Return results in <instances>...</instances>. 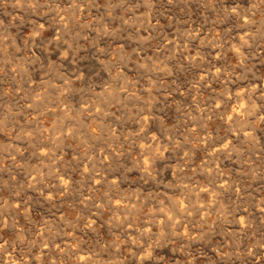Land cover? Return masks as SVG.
I'll list each match as a JSON object with an SVG mask.
<instances>
[{
  "label": "rangeland",
  "instance_id": "obj_1",
  "mask_svg": "<svg viewBox=\"0 0 264 264\" xmlns=\"http://www.w3.org/2000/svg\"><path fill=\"white\" fill-rule=\"evenodd\" d=\"M263 82L264 0H0L1 264H264Z\"/></svg>",
  "mask_w": 264,
  "mask_h": 264
},
{
  "label": "bare ground",
  "instance_id": "obj_2",
  "mask_svg": "<svg viewBox=\"0 0 264 264\" xmlns=\"http://www.w3.org/2000/svg\"><path fill=\"white\" fill-rule=\"evenodd\" d=\"M47 14H48V13H47ZM245 16H246V15H245ZM250 17H251V16H250ZM38 18H40V17H38ZM40 19H41V18H40ZM250 19H251V18H250ZM41 20H42V19H41ZM43 23H44V22H43ZM36 27H37V26H36ZM241 32H242V31H241ZM180 36H181V35H180ZM247 36H248V35H247ZM206 37H207V36H206ZM246 39H247V38H246ZM182 40H183V39H182ZM181 42H182V41H181ZM184 45H185V44H184ZM247 45H248V44H247ZM188 54H189V53H188ZM207 55H208V54H207ZM64 59H65V58H64ZM108 63H109V62H108ZM109 64H110V63H109ZM106 66H107V65H106ZM71 67H72V66H71ZM220 67H221V66H220ZM192 72H194V71H192ZM219 73H220V72H219ZM225 73H226V72H225ZM230 79H231V78H230ZM196 80H197V79H196ZM198 81H199V80H198ZM245 81H246V78H245ZM236 83H237V82H236ZM254 83H255V82H254ZM263 83H264V82H263ZM230 84H231V83H230ZM255 84H256V83H255ZM255 84H253L251 87H254ZM208 85H209V84H208ZM228 85H229V84H228ZM238 85H239V84H238ZM195 86H196V85H195ZM258 86H259V85H258ZM258 86H257V87H258ZM238 87H239V86H238ZM198 88H199V87H198ZM209 88H210V87H209ZM227 88H228V87H227ZM227 88H226V91H228ZM235 88H237V87H235ZM113 89H114V88H113ZM201 89H202V88H201ZM231 89H232V88H231ZM239 89H241V88H239ZM242 89H243V88H242ZM254 89H255V88H254ZM258 89H259V88H258ZM224 90H225V87H224ZM229 91H230V90H229ZM232 91H233V90H232ZM246 91H247V90H246ZM244 92H245V91H244ZM247 92H248V91H247ZM252 92H253V91H252ZM237 93H238V92H237ZM245 93H246V92H245ZM114 95H115V94H114ZM234 95H235V93H234ZM234 95H233V96H234ZM240 95H241V94H240ZM248 95H250V94L248 93ZM248 95H247V99H248V97H249ZM244 96L246 97V95H244ZM226 97H227V96H226ZM231 97H232V96H231ZM236 97H237V96H236ZM238 97H239V96H238ZM242 97H243V96H242ZM228 98H229V97H228ZM239 98H240V97H239ZM230 99H231V98H230ZM233 99H234V98H233ZM236 100H237V99H236ZM241 100H242V99H241ZM218 103H219V102H218ZM229 103H230V102H229ZM222 104H223V103H222ZM236 104H237V103H236ZM248 104H249V103H248ZM216 105H217V104H216ZM219 105H220V104H219ZM234 105H235V104H234ZM223 106H224V104H223ZM243 106H244V105H243ZM257 106H258V105H257ZM207 107H208V106H207ZM226 107H227V105H226ZM241 107H242V106H241ZM251 107H252V106H251ZM64 108H65V107H64ZM215 108H216V107H215ZM221 108H222V107H221ZM227 108H228V107H227ZM231 108H233V107H231ZM248 109H249V108H248ZM240 110H241V109H240ZM249 110H250V109H249ZM229 111H230V110H229ZM243 111H244V110H243ZM231 112H232V111H231ZM238 112H239V111H238ZM245 112H246V111H245ZM247 112H248V111H247ZM232 113H233V112H232ZM223 114H224V113H223ZM239 114H240V112H239ZM246 114H247V113H246ZM57 116H58V115H57ZM231 116H232V115H231ZM235 116H236V115H235ZM239 116H240V115H239ZM247 116H248V115H247ZM249 116H250V115H249ZM223 117H224V116H223ZM243 117H244V114H243ZM153 118H154V117H153ZM230 118H231V117H230ZM237 118H238V117L236 116V119H237ZM143 119H144V118H143ZM234 119H235V118H234ZM251 120H252V119H251ZM230 121H231V120H230ZM235 121H236V120H235ZM235 121H234V122H235ZM248 122L251 123L252 121L250 122L249 119H248ZM248 122H247V123H248ZM78 123H79V122H78ZM89 124H90V123H89ZM152 124H153V123H152ZM230 124H231V123H230ZM245 124H246V122L244 123V125H245ZM63 125H64V124H63ZM63 125H62V126H63ZM245 128H247V126H246ZM250 128H251V127H250ZM247 129H248V128H247ZM241 130H243V129H241ZM251 130H253V129H251ZM78 131H79V130H78ZM82 131H83V130H82ZM245 131H246V130H245ZM248 131H249V130H248ZM145 132H146V131H145ZM250 133H251V132H250ZM250 133H249V134H250ZM153 134H154V133H153ZM113 135H114V134H113ZM239 135H240V134H239ZM150 136H151V135H150ZM191 136H192V135H191ZM242 136H243V134H242ZM245 136H246V135H245ZM248 136H249V135H247V137H248ZM251 136H252V135H251ZM167 137H168V136H167ZM243 137H244V136H243ZM153 138H154V137H153ZM238 138H239V137H238ZM245 138H246V137H245ZM250 138H251V137H250ZM256 138H257V137H256ZM83 139H84V138H83ZM107 139H108V138H107ZM148 139H149V138H148ZM151 139H152V137H150V140H151ZM150 140H149V141H150ZM181 141H182V140H181ZM255 141H256V140H255ZM263 141H264V140H263ZM40 143H41V142H40ZM228 143H229V142H228ZM201 144H202V143H201ZM145 145H146V144H145ZM222 145H223V144H222ZM261 145H262V144H261ZM168 146H169V145H168ZM224 146H225V144H224ZM224 146H223V147H224ZM214 148H215V146H214ZM216 148H217V147H216ZM254 148H255V147H254ZM253 150H254V149H253ZM95 151H96V150H95ZM110 152H111V151H110ZM73 153H74V152H73ZM55 154H56V153H55ZM106 154H108V153H106ZM112 155H113V154H112ZM183 155H184V154H183ZM258 155H259V154H258ZM227 157H228V156H227ZM238 159H240V158H238ZM75 160H76V159H75ZM107 160H108V159H107ZM145 160H146V159H145ZM143 161H144V160H143ZM151 163H152V162H151ZM221 163H223V162H221ZM104 164H105V162H104ZM104 164H103V165H104ZM191 164H192V163H191ZM229 164H230V163H229ZM112 165H113V164H112ZM112 165H111V166H112ZM80 166H81V165H80ZM95 166H96V165H95ZM205 166H206V165H205ZM96 167H98V166H96ZM84 168H85V167H84ZM100 168H101V167H100ZM78 169H79V168H78ZM96 169H97V168H96ZM103 169H104V168H103ZM210 171H211V170H210ZM89 172H91V171H89ZM64 173H65V172H64ZM64 173H63V174H64ZM100 173H101V172H100ZM102 173H103V172H102ZM162 173H163V172H162ZM202 173H203V171H202ZM211 173H212V172H211ZM60 174H61V173H60ZM97 174H98V173H97ZM104 174H105V173H104ZM100 175H101V174H100ZM100 175H98V176H100ZM195 175H196V174H195ZM81 176H82V175H81ZM168 176H169V175H168ZM188 176H189V175H188ZM207 176H208V175H207ZM113 177H114V176H113ZM164 177H165V176H164ZM190 177H191V176H190ZM66 178H67V177H66ZM69 178H70V177H69ZM87 178H88V177H87ZM96 178H97V177H96ZM103 178H104V177H103ZM221 178H222V177H221ZM223 178H226V177H224V175H223ZM223 178H222V179H223ZM100 179H101V178H100ZM217 179H218V178H217ZM60 180H61V179H60ZM65 180H66V179H65ZM87 180H88V179H87ZM94 180H95V179H94ZM111 180H113V179H111ZM111 180H110V181H111ZM208 180H209V179H208ZM228 180H229V179H228ZM98 181H99V180H98ZM155 181H156V180H155ZM197 181H198V180H197ZM93 182H94V181H93ZM102 182H104V181L102 180ZM115 182H116V181H115ZM226 182H227V181H226ZM226 182H225V183H226ZM228 182H229V181H228ZM57 183H58V182H57ZM85 183L87 184L88 181L85 182ZM85 183H84V184H85ZM95 183H96V181H95ZM95 183H94V184H95ZM98 184H99V182H98ZM112 184H113V181H112ZM160 184H161V183H160ZM59 185H61V184H59ZM59 185H58V186H59ZM65 185H66V184H65ZM65 185H63V186H65ZM88 185H89V184H88ZM102 185H103V184H102ZM106 185H107V184H106ZM208 185H209V184H208ZM208 185H207V186H208ZM218 185H219V184H218ZM107 186H108V185H107ZM220 186H221V185H220ZM223 186H224V184H223ZM104 187H105V186H104ZM108 187H109V186H108ZM58 188H59V187H58ZM60 188H61V187H60ZM93 188H94V187H93ZM110 188H111V187H110ZM220 188H221V187H220ZM98 189H99V188H98ZM112 189H113V186H112ZM207 189H208V188H207ZM210 189H211V188H210ZM48 190H49V189H48ZM64 190H66V189H64ZM94 190H95V189H94ZM100 190H101V189H100ZM52 191H53V190H52ZM49 192H50V191H49ZM105 192H106V191H105ZM105 192H104V193H105ZM50 193H51V192H50ZM209 193H210V192H209ZM46 194H47V193H46ZM107 194H108V197H109V196H110V195H109L110 193H107ZM133 194H134V193H133ZM47 195H49V194H47ZM65 195H66V194H65ZM195 195H196V194H195ZM217 195H218V194H217ZM67 196H68V195H67ZM95 196H96V195H95ZM114 196H115V194H114ZM196 196H197V195H196ZM211 196H212V195H211ZM11 197H12V196H11ZM111 197H113V196H111ZM111 197H109V198H111ZM89 198H90V197H89ZM91 198H92V197H91ZM180 198H181V197H180ZM189 198H190V196H189ZM194 198H195V197H194ZM196 198H197V197H196ZM84 199H85V198H84ZM99 199H100V198H99ZM192 199H193V198L191 197V200H192ZM211 199H212V198H211ZM85 200H86V199H85ZM96 200H97V199H96ZM103 200H104V197H103V199H102L101 201L103 202ZM115 200H116V199H115ZM173 200H174V199H173ZM180 200H181V199H180ZM182 200H183V197H182ZM182 200H181V201H182ZM189 200H190V199H189ZM88 201H89V200H88ZM93 201H94V200H93ZM98 201H99V200H98ZM101 201H99V203H100ZM117 201H118V199H117ZM119 201H120V200H119ZM199 201H200V199H199ZM215 201H216V200H215ZM91 202H92V201H91ZM121 202H122V201H121ZM172 202H173V201H172ZM183 202H184V200H183ZM107 203H108V201H107ZM113 203H114V202H113ZM194 203H195V202H194ZM207 203H208V202H207ZM82 204H83V203H82ZM97 204H98V203H97ZM97 204H96V205H97ZM116 204H117V203H116ZM169 204H170V203H169ZM171 204H172V203H171ZM173 204H174V203H173ZM191 204H192V203H191ZM258 204H259V203H258ZM89 205H90V204H89ZM108 205H109V204H108ZM156 205H157V203H156ZM176 205H177V204H176ZM199 205H200V204H199ZM86 206H87V205H86ZM97 206H98V205H97ZM134 206H135V205H134ZM168 206H169V205H168ZM181 206H183V205H181ZM89 207H90V206H89ZM91 207H92V205H91ZM108 207H109V206H108ZM118 207H119V206H118ZM123 207H124V206H123ZM169 207H170V206H169ZM80 208H81V207H80ZM167 208H168V207H167ZM172 208H173V205H172ZM205 208H206V207H205ZM262 208H263V207H262ZM206 209H207V208H206ZM208 209H209V208H208ZM208 209H207V210H208ZM80 210H81V209H80ZM92 210H93V209H92ZM121 210H122V208H121ZM158 210H159V209H158ZM169 210H170V209H169ZM171 210H172V209H171ZM177 210H179V209H177ZM180 210H181V209H180ZM182 210H183V209H182ZM190 210H191V209H190ZM83 211H84V210H83ZM149 211H150V210H149ZM159 211H160V210H159ZM162 211H163V210H162ZM172 211H173V210H172ZM252 211H253V210H252ZM263 211H264V210H263ZM0 212H1V211H0ZM85 212H86V211H85ZM85 212H84V213H85ZM93 212H94V211H93ZM177 212L179 213V211H177ZM177 212H176V213H177ZM90 213H91V212H90ZM148 213H150V212H148ZM155 213H157V212H155ZM161 213H162V212H161ZM163 213H164V212H163ZM172 213H173V212H172ZM248 213H249V212H248ZM91 214H92V213H91ZM96 214H97V213H96ZM169 214H170V213H169ZM258 214H259V213H258ZM260 214H261V213H260ZM0 215H1V213H0ZM7 215H8V214H7ZM152 215H153V214H152ZM155 215H156V214H155ZM173 215H174V214H173ZM176 215H177V214H176ZM84 216H85V214H84ZM89 216H90V215H89ZM91 216H92V215H91ZM259 216H260V215H259ZM8 217H9V216H8ZM86 217H87V215H86ZM98 217H100V215H99ZM120 217H121V216H120ZM238 217H239V216H238ZM241 217H242V216H241ZM125 218H127V217H125ZM128 218H129V216H128ZM134 218H135V217H134ZM151 218H152V217H151ZM151 218H150V219H151ZM156 218H157V217H155V219H156ZM86 219L89 220L88 218H86ZM163 219L166 220L165 218H163ZM41 220H42V219H41ZM87 220H86V222H87ZM123 220H124V219H123ZM127 220H128V219H127ZM127 220H126V221H127ZM156 220H157V219H156ZM171 220H172V219H171ZM4 221H5V220H4ZM169 221H170V220H169ZM243 221H244V220H243ZM11 222H12V221H11ZM147 222H148V221H147ZM160 222H161V221H160ZM246 222H247V221H246ZM91 223H92V222H91ZM107 223H108V222H107ZM150 223H151V221H150ZM87 224H88V223H87ZM94 224H95V223H94ZM112 224H113V223H112ZM113 225H114V224H113ZM146 225H147V224H146ZM159 225H160V224H159ZM69 226H70V225H69ZM74 226H75V225H74ZM74 226H73V227H74ZM87 226H88V225H87ZM103 226L105 227V225H103ZM131 226H132V225H131ZM241 226H242V225H241ZM107 227H108V226H107ZM113 227H114V226H113ZM243 227H244V226H243ZM69 228H70V227H69ZM74 228H76V227H74ZM74 228H73V229H74ZM94 228H95V227H93V229H94ZM117 228H118V227H117ZM128 228H129V227H128ZM147 228H148V227H147ZM200 228H201V227H200ZM42 229H43V228H42ZM112 229H115V227L112 228ZM145 229H146V228H145ZM145 229H144V230H145ZM164 229H165V228H164ZM76 230H77V228H76ZM118 230H119V229L116 230V231H117V232H116L117 234H118ZM154 230H155V229H154ZM169 230H170V229H169ZM21 231H22V230H21ZM42 231H43V230H42ZM77 231H78V230H77ZM124 231H125V230H124ZM124 231H123V232H124ZM170 231H171V230H170ZM184 231H185V230H184ZM191 231H193V230L191 229ZM74 232H76V231H74ZM106 232H107V231H106ZM112 232H113V231H112ZM129 232H130V231H129ZM86 233H87V232H86ZM108 233H109V232H108ZM131 233H132V232H131ZM191 233H192V232H191ZM69 234H70V233H69ZM80 234H81V233H80ZM129 234H130V233H129ZM142 234H143V233H142ZM177 234H178V233H177ZM180 234H181V233H180ZM180 234H178V235H180ZM18 235H19V234H18ZM61 235H62V234H61ZM125 235H127V233H126ZM183 235H184V234H183ZM183 235H181V236H183ZM54 236H55V235H54ZM54 236H53V237H54ZM57 236H58V235H57ZM57 236H56V237H57ZM64 236H66V235H64ZM127 236H128V235H127ZM56 237H55V238H56ZM72 237H73V236H72ZM72 237H71V238H72ZM96 237H97V235H96ZM98 237H99V236H98ZM122 237H124V236L122 235ZM178 237H179V236H178ZM192 237H193V236H192ZM18 238H19V237H18ZM58 238H59V237H58ZM66 238H67V237H66ZM187 238H188V237H186V239H187ZM201 238H203V237H201ZM51 239H53V238H51ZM51 239H50V240H51ZM78 239H79V238H78ZM181 239H182V238H181ZM56 240H57V239H56ZM68 240H69V239H68ZM112 240H113V238H112ZM179 240H180V239H179ZM192 240H193V239H192ZM1 241H2V240H1ZM1 241H0V242H1ZM54 241H55V240H54ZM62 241H65V240H62ZM94 241H95V240H94ZM128 241H129V240H128ZM194 241H195V240H194ZM5 242H6V241H5ZM45 242H46V241H45ZM58 242H59V240H58ZM60 242H61V239H60ZM60 242H59V243H60ZM95 242H96V241H95ZM114 242H115V241H114ZM114 242L112 241V244H113ZM190 242H191V241H190ZM244 242H245V241H244ZM52 243H53V242H52ZM52 243H51V244H52ZM59 243H58L57 245H59ZM64 243H65V242H64ZM64 243H62V244H64ZM67 243H68V242H67ZM67 243H66V244H67ZM70 243H71V241H70ZM70 243H69V244H70ZM97 243H98V242H97ZM110 243H111V242H110ZM115 243H116V242H115ZM129 243H130V242H129ZM187 243H188V242H187ZM205 243H206V242H205ZM205 243H204V244H205ZM19 244H20V243H19ZM45 244H46V243H45ZM47 244H48V243H47ZM62 244H61V245H62ZM130 244H131V243H130ZM185 244H186V242H185ZM199 244H200V243H199ZM75 245H76V244H75ZM77 245H78V243H77ZM93 245H94V244H93ZM96 245H97V244H96ZM98 245H99V244H98ZM107 245H108V244H107ZM183 245H184V244H183ZM262 245H263V244H262ZM0 246H2V245H0ZM5 246H6V245H5ZM48 246H49V245H48ZM52 246H54V245L52 244L51 247H52ZM66 246H67V245H66ZM132 246H133V245H132ZM132 246H131V247H132ZM181 246H182V245H181ZM186 246H187V245H186ZM76 247L78 248V246H76ZM107 247H108V246H107ZM111 247H112V245H111ZM120 247H121V246H120ZM203 247H204V246H203ZM43 248H44V247H43ZM43 248H42V249H43ZM48 248H49V247H48ZM62 248H63V246H62ZM84 248H85V247H84ZM88 248H89V247H88ZM117 248H118V247H117ZM162 248H163V246H162ZM199 248H200V247H199ZM0 249H1V251H2V248H0ZM6 249H8V248H6ZM50 249H51V248H49L48 250H50ZM65 249H66V248H64V250H62V254L64 253L63 251H65ZM85 249H86V248H85ZM102 249H103V248H102ZM102 249H101V250H102ZM131 249H132V248H131ZM171 249L173 250V248H171ZM201 249H202V248H201ZM43 250H45V249H43ZM48 250H46V251H48ZM52 250H53V249H52ZM54 250H55V249H54ZM67 250H68V249H67ZM86 250H87V249H86ZM109 250H110V249H109ZM136 250H137V249H136ZM163 250H164V248H163ZM163 250H162V251H163ZM9 251H10V250H9ZM30 251H31V250H30ZM110 251H111V250H110ZM128 251H129V250H128ZM173 251H174V250H173ZM28 252H29V251H28ZM50 252H51V251H50ZM56 252H57V251H56ZM65 252H66V251H65ZM85 252H86V251H85ZM108 252H109V251H108ZM114 252H116V251H114ZM114 252H113V253H114ZM208 252H209V251H208ZM230 252H231V251H230ZM0 253H2V252H0ZM4 253H5V252H4ZM10 253H11V252H10ZM17 253H18V252H17ZM82 253H83V252H82ZM113 253H112V254H113ZM135 253H136V251H135ZM150 253H151V252H150ZM5 254H6V253H5ZM7 254H8V253H7ZM11 254H12V253H11ZM60 254H61V253H60ZM67 254H68V253H67ZM67 254H66V255H67ZM70 254H72V252H71ZM93 254H94V253H93ZM96 254H97V253H96ZM107 254H109V253H107ZM110 254H111V252H110ZM119 254H120V253H119ZM132 254H133V253H132ZM148 254H149V253H148ZM253 254H254V253H253ZM0 255H1V254H0ZM17 255H18V254H17ZM29 255H30V254H28V257H29ZM41 255H42V254H41ZM41 255H40V256H41ZM44 255H46V254H44ZM80 255H81V256H79V257H80V260L82 261V263H83V262H87V261H91V260H92V254H90L89 252H86V253H84V254H80ZM113 255H114V254H113ZM135 255H136V254H135ZM137 255H139V254H137ZM143 255H144V254H143ZM143 255H142V256H143ZM149 255H150V254H149ZM7 256H8V255H7ZM11 256H12V255H11ZM30 256H31V255H30ZM32 256H33V255H32ZM32 256H31V257H32ZM36 256H38V255H36ZM51 256H52V255H51ZM62 256H63V255H62ZM96 256H97V255H96ZM100 256H101V255H100ZM116 256L118 257V254H117ZM132 256H134V255H132ZM147 256H148V255H147ZM263 256H264V255H263ZM20 257H21V256H20ZM60 257H61V256H60ZM63 257H64V256H63ZM111 257H112V256H111ZM111 257L109 256V258H111ZM113 257H114V256H113ZM130 257H131V256H130ZM2 258H3V257H1V259H2ZM16 258H17V257H16ZM36 258H37V257H36ZM71 258H72V257H71ZM94 258H95V257H94ZM138 258H139V257H138ZM153 258H154V257H153ZM260 258H261V257H260ZM7 259H8V258H7ZM7 259H6V260H7ZM9 259H11V257H10ZM30 259H31V258H30ZM38 259H39V258H38ZM68 259H69V258H68ZM75 259H76V258H75ZM97 259H98V258H97ZM100 259H101V258H100ZM127 259H128V258H127ZM129 259H130V258H129ZM132 259H133V258H132ZM140 259H141V258H140ZM143 259H144V258H143ZM145 259L147 260V258H145ZM18 260H19V259H18ZM24 260H25V259H24ZM34 260H35V259H34ZM64 260H65V259H64ZM101 260H102V259H101ZM101 260L99 261L100 263H101ZM124 260H125V259H124ZM146 260H145V261H146ZM153 260H154V259H153ZM13 261H14V260H13ZM19 261H20V260H19ZM28 261H29V260H28ZM30 261H31V260H30ZM52 261H53V260H52ZM94 261H95V260H94ZM112 261H113V260H112ZM114 261H115V260H114ZM136 261H137V260H136ZM143 261H144V260H143ZM143 261H142V262H143ZM262 261H263V260H262ZM6 262H7V261H6ZM15 262H16V261H15ZM21 262H22V261H21ZM9 263H10V262H9V260H8V264H9ZM13 263H14V262H13ZM19 263H20V262H19ZM75 263H76V262H75ZM118 263H119V262H118ZM138 263H139V262H138ZM143 263H144V262H143ZM0 264H1V262H0ZM5 264H6V263H5ZM35 264H36V263H35ZM37 264H38V263H37ZM67 264H68V263H67ZM77 264H78V263H77ZM92 264H93V263H92ZM103 264H104V263H103ZM105 264H106V263H105ZM107 264H109V263H107ZM114 264H116V263H114ZM156 264H157V263H156ZM237 264H238V263H237ZM256 264H258V263H256Z\"/></svg>",
  "mask_w": 264,
  "mask_h": 264
}]
</instances>
